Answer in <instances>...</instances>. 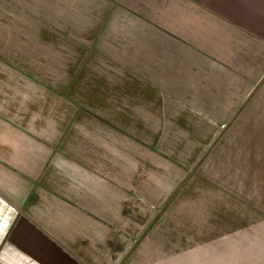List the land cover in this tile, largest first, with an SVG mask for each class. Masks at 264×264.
Segmentation results:
<instances>
[{
	"label": "crops",
	"instance_id": "0c3cea01",
	"mask_svg": "<svg viewBox=\"0 0 264 264\" xmlns=\"http://www.w3.org/2000/svg\"><path fill=\"white\" fill-rule=\"evenodd\" d=\"M0 264H264V0H0Z\"/></svg>",
	"mask_w": 264,
	"mask_h": 264
},
{
	"label": "snow or ice",
	"instance_id": "6c2138e0",
	"mask_svg": "<svg viewBox=\"0 0 264 264\" xmlns=\"http://www.w3.org/2000/svg\"><path fill=\"white\" fill-rule=\"evenodd\" d=\"M3 227H4V225L2 223H0V231L3 230Z\"/></svg>",
	"mask_w": 264,
	"mask_h": 264
}]
</instances>
